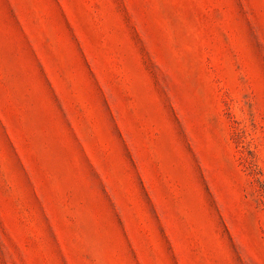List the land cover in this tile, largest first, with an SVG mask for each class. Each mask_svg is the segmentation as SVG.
I'll list each match as a JSON object with an SVG mask.
<instances>
[{
  "label": "rangeland",
  "instance_id": "obj_1",
  "mask_svg": "<svg viewBox=\"0 0 264 264\" xmlns=\"http://www.w3.org/2000/svg\"><path fill=\"white\" fill-rule=\"evenodd\" d=\"M0 264H264V0H0Z\"/></svg>",
  "mask_w": 264,
  "mask_h": 264
}]
</instances>
